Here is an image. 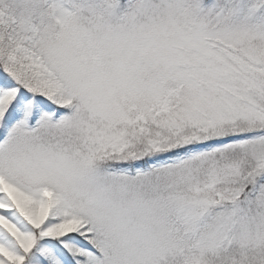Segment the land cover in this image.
Instances as JSON below:
<instances>
[{"label":"snow or ice","instance_id":"1","mask_svg":"<svg viewBox=\"0 0 264 264\" xmlns=\"http://www.w3.org/2000/svg\"><path fill=\"white\" fill-rule=\"evenodd\" d=\"M0 264H264V0H0Z\"/></svg>","mask_w":264,"mask_h":264}]
</instances>
